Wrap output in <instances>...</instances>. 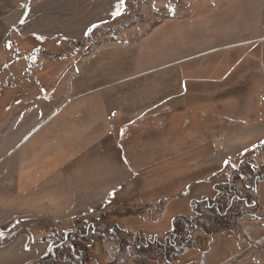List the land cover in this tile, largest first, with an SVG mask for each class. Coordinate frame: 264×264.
<instances>
[{
    "label": "rangeland",
    "instance_id": "rangeland-1",
    "mask_svg": "<svg viewBox=\"0 0 264 264\" xmlns=\"http://www.w3.org/2000/svg\"><path fill=\"white\" fill-rule=\"evenodd\" d=\"M118 5L0 0V264H79V223L103 230L81 264H264V148L239 154L231 99L197 94L224 44L264 76V0ZM213 173L240 180L211 223L187 191Z\"/></svg>",
    "mask_w": 264,
    "mask_h": 264
},
{
    "label": "crops",
    "instance_id": "crops-1",
    "mask_svg": "<svg viewBox=\"0 0 264 264\" xmlns=\"http://www.w3.org/2000/svg\"><path fill=\"white\" fill-rule=\"evenodd\" d=\"M245 45L244 42H239L210 48L209 54L204 57L206 63L204 64V71L206 73L203 77L204 81H202L208 85V90L196 92L197 94L203 93L222 99H231L230 105H235V117L230 108H227L224 114L228 117H234L233 121L236 123V128L241 132L239 142H241L242 148L239 150V154H245L264 142V76L257 75L258 77L253 79L255 83L248 86L252 73L244 69L246 65L239 67L235 74L228 72V68L238 63L242 57L236 56L235 59H231L228 53L231 51L242 52L246 50L244 49ZM259 63L257 62V64ZM231 84H242V86L235 89V92H231L228 90ZM229 158L231 157L229 156ZM229 158L226 157L223 161L225 162ZM225 182H227V177L224 174L213 173L204 181L188 186L187 196H189V200L214 198L217 185Z\"/></svg>",
    "mask_w": 264,
    "mask_h": 264
},
{
    "label": "trees",
    "instance_id": "trees-1",
    "mask_svg": "<svg viewBox=\"0 0 264 264\" xmlns=\"http://www.w3.org/2000/svg\"><path fill=\"white\" fill-rule=\"evenodd\" d=\"M264 148V142L256 147H254L252 150H262ZM250 169H248V171L252 172V170H254V168L250 167ZM262 170H257L253 176L257 173H260ZM247 172V171H246ZM253 176L249 179H251V182L253 180ZM240 180V176L238 175H235L229 182H226V183H222V184H219L217 185L216 187V196L209 200V199H203V200H200L198 201L197 203V208L199 210H204V211H207L209 213H211V215H213L212 219L213 222L217 221V220H220L221 218L219 217V209H215V211H211V209H214L212 207H209L208 205V201H213V200H216L219 204V206H221L220 208L222 209L224 206H227L229 199L231 198V196L235 193H238V186H237V182ZM250 181V180H249ZM252 184V183H250ZM221 212V211H220ZM227 213L223 214L224 216L226 215ZM189 216H187L185 218V220L183 221L184 223H189ZM187 221V222H186ZM181 223V222H179ZM177 222H175V219L173 220L172 222V231H174L177 227V224H179ZM219 223V222H218ZM95 224L92 223L91 226L87 225L88 227H84V230H83V233L82 235L81 234H77L75 235L77 238H81L83 241H86V242H94L95 238H97V235L98 234H101L103 233L102 231L103 230H100L101 226H94ZM106 227V226H105ZM105 227H103V229H106ZM64 237V234L62 236V238ZM70 241H69V245L66 243L65 245H62V247H68V252H69V255L72 259H78L79 260V264H81L83 262V259H84V255L82 253H80V257H77V251L71 246L72 245V237H70ZM55 249H56V246H55ZM174 249H178V246L174 247ZM172 249L169 253H172L173 255L177 254V252H175V250ZM51 252L48 251V255L46 256V259H44L41 264H48L47 262L51 259ZM79 256V255H78Z\"/></svg>",
    "mask_w": 264,
    "mask_h": 264
},
{
    "label": "built area",
    "instance_id": "built-area-1",
    "mask_svg": "<svg viewBox=\"0 0 264 264\" xmlns=\"http://www.w3.org/2000/svg\"><path fill=\"white\" fill-rule=\"evenodd\" d=\"M255 179L257 181H264V176L263 175H256L255 176ZM237 198V196L235 195H232V198ZM222 214H224V212H222ZM84 227L85 225L83 223H79V224H76V225H73L72 227H70L69 229H67L64 233V237L63 239L65 241H68V239L70 237H72L73 241H72V245L74 247V249L76 250H81L80 253H82L84 255L85 258H93V253H92V248H93V242H86V241H83L81 238H77L75 235L77 234H81L83 233V230H84ZM88 246V248L90 249H87V248H83L81 249V246Z\"/></svg>",
    "mask_w": 264,
    "mask_h": 264
},
{
    "label": "snow or ice",
    "instance_id": "snow-or-ice-1",
    "mask_svg": "<svg viewBox=\"0 0 264 264\" xmlns=\"http://www.w3.org/2000/svg\"><path fill=\"white\" fill-rule=\"evenodd\" d=\"M124 5H125V0H119V5L117 6V10L113 13V16H120L122 14V10L124 8ZM20 22L23 24L25 21L21 20ZM96 27H98V26L93 25L91 28L88 29L87 32H85V35H88L89 33H91L92 30ZM0 235H2V233H0Z\"/></svg>",
    "mask_w": 264,
    "mask_h": 264
},
{
    "label": "water",
    "instance_id": "water-1",
    "mask_svg": "<svg viewBox=\"0 0 264 264\" xmlns=\"http://www.w3.org/2000/svg\"><path fill=\"white\" fill-rule=\"evenodd\" d=\"M186 250V248L185 247H183V251H185Z\"/></svg>",
    "mask_w": 264,
    "mask_h": 264
}]
</instances>
